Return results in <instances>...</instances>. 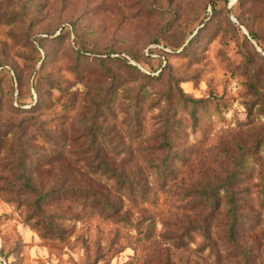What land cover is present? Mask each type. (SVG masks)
<instances>
[{"label":"rangeland","instance_id":"obj_1","mask_svg":"<svg viewBox=\"0 0 264 264\" xmlns=\"http://www.w3.org/2000/svg\"><path fill=\"white\" fill-rule=\"evenodd\" d=\"M0 264H264V0H0Z\"/></svg>","mask_w":264,"mask_h":264},{"label":"trees","instance_id":"obj_2","mask_svg":"<svg viewBox=\"0 0 264 264\" xmlns=\"http://www.w3.org/2000/svg\"><path fill=\"white\" fill-rule=\"evenodd\" d=\"M252 37H254L252 34H250ZM194 37H192V39H193ZM191 39V40H192ZM36 43L38 44V42L36 41ZM180 44H182V43H180ZM36 49V48H35ZM184 49H186V46L184 47ZM129 67H131L132 69H134V70H136V71H139L135 66H133V65H128ZM166 145V144H165ZM165 145H163V143L162 142H160L159 143V146L161 147V146H165ZM170 155V154H169ZM167 161H168V159H167V157H164L161 161H160V163H159V167H161L162 169H165L166 168V164H167ZM42 196H44V195H42ZM46 196V195H45ZM206 198H207V200L210 202V201H212V200H214V197H212V195H211V192H207V194H206ZM39 200H43V199H39ZM113 206V205H112ZM102 208L103 209H107V210H109V208H111V206L110 205H108V204H106V203H103V205H102ZM232 208H233V205H232ZM228 219H229V225H228V227H227V241L230 243V244H234V243H236V238H235V235H234V233H235V227H236V219H235V215H234V213H232L229 217H228Z\"/></svg>","mask_w":264,"mask_h":264},{"label":"water","instance_id":"obj_3","mask_svg":"<svg viewBox=\"0 0 264 264\" xmlns=\"http://www.w3.org/2000/svg\"><path fill=\"white\" fill-rule=\"evenodd\" d=\"M230 19H231L233 22H236V20H235L234 18L231 17Z\"/></svg>","mask_w":264,"mask_h":264}]
</instances>
